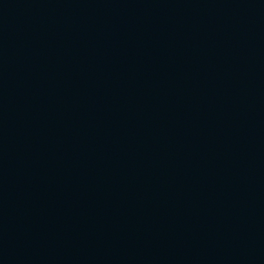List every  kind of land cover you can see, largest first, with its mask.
<instances>
[{
	"label": "water",
	"instance_id": "1",
	"mask_svg": "<svg viewBox=\"0 0 264 264\" xmlns=\"http://www.w3.org/2000/svg\"><path fill=\"white\" fill-rule=\"evenodd\" d=\"M0 264H264V0H0Z\"/></svg>",
	"mask_w": 264,
	"mask_h": 264
}]
</instances>
